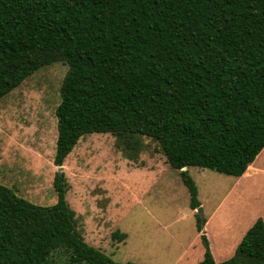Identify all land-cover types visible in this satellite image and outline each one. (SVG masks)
Segmentation results:
<instances>
[{"label": "trees", "instance_id": "trees-1", "mask_svg": "<svg viewBox=\"0 0 264 264\" xmlns=\"http://www.w3.org/2000/svg\"><path fill=\"white\" fill-rule=\"evenodd\" d=\"M55 62L67 66L56 167L87 134L112 135L133 162L147 138L194 210L188 167L241 177L264 149V0H0V99ZM52 186L55 204L40 206L0 185V264H136L87 244L63 172ZM200 238L198 264H264L261 219L222 262Z\"/></svg>", "mask_w": 264, "mask_h": 264}, {"label": "rangeland", "instance_id": "rangeland-1", "mask_svg": "<svg viewBox=\"0 0 264 264\" xmlns=\"http://www.w3.org/2000/svg\"><path fill=\"white\" fill-rule=\"evenodd\" d=\"M66 71L62 62L46 65L0 99V185L40 206L56 202L55 109ZM143 142L133 162L112 135L87 134L65 159L66 200L87 244L122 263L198 264L204 235L214 260L222 262L257 219L264 222V149L241 177L188 167L199 214L189 207L179 171L153 141ZM116 231L126 238H114Z\"/></svg>", "mask_w": 264, "mask_h": 264}, {"label": "water", "instance_id": "water-1", "mask_svg": "<svg viewBox=\"0 0 264 264\" xmlns=\"http://www.w3.org/2000/svg\"><path fill=\"white\" fill-rule=\"evenodd\" d=\"M62 169H63L62 166H58V167H56V172H57V173H61V172H62ZM182 170H186V168H182ZM197 212H198L199 214H201V207H200V206L197 208Z\"/></svg>", "mask_w": 264, "mask_h": 264}, {"label": "crops", "instance_id": "crops-1", "mask_svg": "<svg viewBox=\"0 0 264 264\" xmlns=\"http://www.w3.org/2000/svg\"><path fill=\"white\" fill-rule=\"evenodd\" d=\"M246 175V174H245ZM244 176V175H243Z\"/></svg>", "mask_w": 264, "mask_h": 264}]
</instances>
